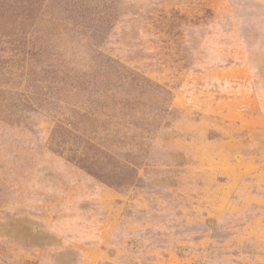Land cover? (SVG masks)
<instances>
[{
  "label": "rangeland",
  "instance_id": "rangeland-1",
  "mask_svg": "<svg viewBox=\"0 0 264 264\" xmlns=\"http://www.w3.org/2000/svg\"><path fill=\"white\" fill-rule=\"evenodd\" d=\"M0 264H264V0H0Z\"/></svg>",
  "mask_w": 264,
  "mask_h": 264
},
{
  "label": "trees",
  "instance_id": "trees-1",
  "mask_svg": "<svg viewBox=\"0 0 264 264\" xmlns=\"http://www.w3.org/2000/svg\"><path fill=\"white\" fill-rule=\"evenodd\" d=\"M106 66L108 69L112 68V67H110L111 65H106ZM108 91L109 90H106L103 92V97H104V100L102 101L103 103L101 101H99V98H95V97L93 98L95 100H93L92 102L95 104L96 107H98V109H96V112H99V109L101 107H103V106L99 105L100 103L104 104V102H105V104H106V101L108 99H110L109 104H111V106L115 107L117 104H120V106H118V107H121V109L125 111L124 115H128L130 117L133 116L132 113H134V111H135L134 104H138V102L136 101V98H135L134 102L132 101V99H128V101H130L132 103L125 102V101H123V102L116 101V98L114 97V95L108 96V94H107ZM110 92H112V90H110ZM92 106H94V105H92ZM132 122H134V124H133L134 128L140 129L141 124L136 122V120H132ZM92 138L93 137L82 140V142L84 144L82 145V148L80 149V153L78 152L75 155V158H76L75 163L77 164V166L84 169L88 173L94 175L96 178H98L102 182L106 183L108 186H114V187H118V188L125 186V183L123 182V180L120 179L121 178L120 174L122 173V168L124 167V169H126L128 171L129 174H126V175H128L127 178H129V177H131V174H132V176H134L136 174V171H137L136 167L138 165L134 162H131V161H128L129 163H126L124 165H120V163L118 161H115L114 164L112 165L113 168H111V169H113V170L119 169V173H118L119 178L115 179V183L110 182V180H112L113 177H117V176L115 174H113V175H110L112 177H109V175H108V173H106L105 169H106L107 163L111 162V161L113 162L115 160V158H114V156H112L111 154L106 152L104 149H102L99 146V143H96L94 145H90V143L94 141V139H92ZM116 160H118V159H116ZM129 164H132V166ZM117 180H120V181H117ZM126 180H128V181H126ZM126 180L125 181L127 184V182H129V179H126Z\"/></svg>",
  "mask_w": 264,
  "mask_h": 264
}]
</instances>
